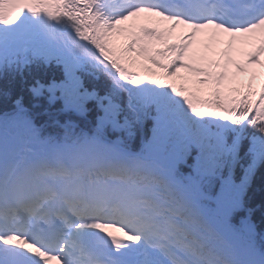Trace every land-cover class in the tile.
<instances>
[{"label":"snow or ice","instance_id":"6c2138e0","mask_svg":"<svg viewBox=\"0 0 264 264\" xmlns=\"http://www.w3.org/2000/svg\"><path fill=\"white\" fill-rule=\"evenodd\" d=\"M32 62L61 65L49 91L99 115L60 139L19 101L0 117V264H264L223 195L264 164V0H0V68Z\"/></svg>","mask_w":264,"mask_h":264},{"label":"trees","instance_id":"16d2710c","mask_svg":"<svg viewBox=\"0 0 264 264\" xmlns=\"http://www.w3.org/2000/svg\"><path fill=\"white\" fill-rule=\"evenodd\" d=\"M252 181V188L239 204L253 218L256 227L264 231V164H260Z\"/></svg>","mask_w":264,"mask_h":264}]
</instances>
